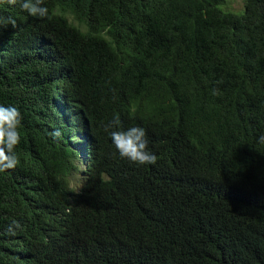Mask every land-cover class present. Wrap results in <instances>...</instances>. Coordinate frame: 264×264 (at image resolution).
<instances>
[{
    "label": "trees",
    "instance_id": "trees-1",
    "mask_svg": "<svg viewBox=\"0 0 264 264\" xmlns=\"http://www.w3.org/2000/svg\"><path fill=\"white\" fill-rule=\"evenodd\" d=\"M224 2L0 0V264H264V0ZM131 127L155 165L120 157Z\"/></svg>",
    "mask_w": 264,
    "mask_h": 264
},
{
    "label": "clouds",
    "instance_id": "clouds-1",
    "mask_svg": "<svg viewBox=\"0 0 264 264\" xmlns=\"http://www.w3.org/2000/svg\"><path fill=\"white\" fill-rule=\"evenodd\" d=\"M9 5H19V7L26 11L30 16L45 18L49 14L44 0H5ZM0 24H11L13 27L16 24L15 19L11 17L0 16ZM22 117L19 110L13 106L0 105V172L7 170H14L20 164V158L16 153V147L21 141V127ZM119 117L114 116L109 127H119ZM54 137L61 136L60 130H56L52 134ZM112 142L118 151L121 158H126L130 162L139 165H155L157 156L147 150L148 142L146 139V132L141 127H131L127 130H114L110 133ZM260 143H264V135L258 138ZM22 226L16 220L8 226V233L15 234L16 229Z\"/></svg>",
    "mask_w": 264,
    "mask_h": 264
},
{
    "label": "rangeland",
    "instance_id": "rangeland-1",
    "mask_svg": "<svg viewBox=\"0 0 264 264\" xmlns=\"http://www.w3.org/2000/svg\"><path fill=\"white\" fill-rule=\"evenodd\" d=\"M243 6V0H225V2L221 5L224 10L233 12H240Z\"/></svg>",
    "mask_w": 264,
    "mask_h": 264
}]
</instances>
